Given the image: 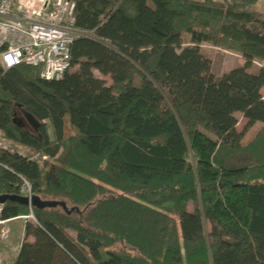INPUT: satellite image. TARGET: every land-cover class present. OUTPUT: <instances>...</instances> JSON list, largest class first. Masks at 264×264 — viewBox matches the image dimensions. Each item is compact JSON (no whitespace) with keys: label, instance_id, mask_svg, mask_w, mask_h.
Segmentation results:
<instances>
[{"label":"trees","instance_id":"obj_1","mask_svg":"<svg viewBox=\"0 0 264 264\" xmlns=\"http://www.w3.org/2000/svg\"><path fill=\"white\" fill-rule=\"evenodd\" d=\"M72 1L75 69L0 65L2 138L28 150L0 147V195L22 175L65 204L32 207L13 264H264L258 0ZM201 44L243 64L217 74ZM19 105L37 127L14 121ZM3 204V218L29 213Z\"/></svg>","mask_w":264,"mask_h":264},{"label":"built area","instance_id":"obj_2","mask_svg":"<svg viewBox=\"0 0 264 264\" xmlns=\"http://www.w3.org/2000/svg\"><path fill=\"white\" fill-rule=\"evenodd\" d=\"M75 3L72 0H0V65L7 69L18 65L38 67L46 80L61 79L71 68V45L82 33L75 27ZM46 159L47 156H41ZM0 168L11 170L0 159ZM19 195L29 199V213L3 218L0 203V240L10 234L9 223L32 219V184L22 175Z\"/></svg>","mask_w":264,"mask_h":264},{"label":"rangeland","instance_id":"obj_3","mask_svg":"<svg viewBox=\"0 0 264 264\" xmlns=\"http://www.w3.org/2000/svg\"><path fill=\"white\" fill-rule=\"evenodd\" d=\"M255 8L259 11H263L264 10V0H258L257 3L255 4ZM185 39L188 40V36H185ZM201 48L202 51L205 55H207L210 59H211V69L213 72L217 73V74H222L230 69L239 67L243 64V58L241 56L240 53H238L237 51H231V50H226V49H221L218 47H213L211 45L208 44H201ZM255 66H264V61H258L255 60L254 61ZM76 67H72L70 68V70L75 69ZM95 75L99 76V77H103L106 80H109L108 77H104L102 76L99 72L95 71ZM262 94H264V87L261 90ZM15 118L16 119H21V121L25 122L26 124H24L23 126L25 127H30V124L26 121L25 118V114H23L22 110L20 107L15 106ZM238 129H242L244 123H245V119L238 114ZM68 127V124H67ZM258 128V125H255L253 128L250 129V131H248V134H246L245 136V140L248 141L250 139V137L252 136V134L254 133V131H256ZM67 131V128H66ZM9 145H11V143H9V141L5 140L2 138V132L0 131V147L2 148H9V149H14L16 148L19 152L21 153H26L28 152V150L25 147H22L20 145H15V147H10ZM33 159L38 160L39 162H41L43 159L41 158V156H39L38 154H34L32 156ZM25 219H16L13 220L9 223L10 226V234L8 235V237L10 238V240L12 241H16V244L19 245L22 241V237H23V230H22V221ZM32 220V219H29ZM33 221V220H32ZM8 238H7V257L9 258L11 255H13V253L15 252V250L18 248L17 246L14 248H10L8 245ZM11 263V261H9L7 259V264Z\"/></svg>","mask_w":264,"mask_h":264},{"label":"water","instance_id":"obj_4","mask_svg":"<svg viewBox=\"0 0 264 264\" xmlns=\"http://www.w3.org/2000/svg\"><path fill=\"white\" fill-rule=\"evenodd\" d=\"M26 121L37 127L39 125V122L28 112L24 111ZM14 119V118H13ZM11 199L19 204L27 206L29 204V199L26 196H22L19 194H13V195H0V203H4L6 200ZM31 205L36 206L38 208H43V207H54L57 205H65L63 202L60 201H52V200H41L38 196L33 195L31 198Z\"/></svg>","mask_w":264,"mask_h":264},{"label":"crops","instance_id":"obj_5","mask_svg":"<svg viewBox=\"0 0 264 264\" xmlns=\"http://www.w3.org/2000/svg\"><path fill=\"white\" fill-rule=\"evenodd\" d=\"M16 220V219H15ZM25 222H26V220H23L22 221V223H23V225H22V230L24 229V224H25ZM30 240H32V238H29ZM8 245H9V247L10 248H14V247H18L16 250H15V252L13 253V255H11L9 258L7 257V238L5 239V240H0V264H7V259L9 260V261H11V263L10 264H13V261H14V259H15V257H16V255H17V253H18V251H19V248H20V245H21V243L19 244V245H17L16 244V241H12V240H10V238L8 237ZM8 264H9V262H8Z\"/></svg>","mask_w":264,"mask_h":264},{"label":"flooded vegetation","instance_id":"obj_6","mask_svg":"<svg viewBox=\"0 0 264 264\" xmlns=\"http://www.w3.org/2000/svg\"><path fill=\"white\" fill-rule=\"evenodd\" d=\"M17 107H20L21 108V110H22V112H23V114H24V109L19 105V106H17ZM14 116H15V112H14ZM14 121L18 124V125H21V126H23L24 124H26L25 122H23V121H21V119H16L15 117H14Z\"/></svg>","mask_w":264,"mask_h":264}]
</instances>
